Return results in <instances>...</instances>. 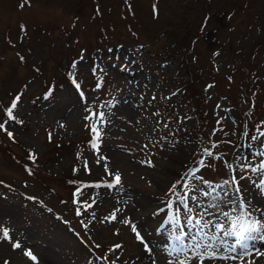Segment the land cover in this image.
Instances as JSON below:
<instances>
[{"label": "rangeland", "instance_id": "374dc122", "mask_svg": "<svg viewBox=\"0 0 264 264\" xmlns=\"http://www.w3.org/2000/svg\"><path fill=\"white\" fill-rule=\"evenodd\" d=\"M18 95L15 119H9L6 110ZM100 111L108 122L95 141L92 113ZM5 121L14 138L0 130V225L22 247L0 241V264H44L46 257L53 264H153L152 258L168 264L175 261L168 250L179 242L164 222L177 209L187 233V255L179 259L199 264L188 246L194 234L197 241L201 236L187 217L199 218L207 208L203 220L216 222L231 209V191L216 201L200 191L209 185L185 177L197 189L189 197H198L189 198L188 213L177 201L186 191L181 177L199 167L196 175L212 187L234 174L259 180L240 166L264 159L258 155L264 152V0H0ZM93 142L107 160L97 163ZM149 160L151 167L142 163ZM104 164L120 173L119 186L106 187L113 177ZM74 178L77 189L68 180ZM240 187L245 200L264 206L249 179ZM75 200L92 207L85 211ZM213 203L219 207H209ZM117 208L115 221L101 223ZM125 218L149 245L148 261L130 226L120 222ZM116 244L122 247L113 252ZM255 248L264 251V243ZM248 260L264 264L254 252Z\"/></svg>", "mask_w": 264, "mask_h": 264}, {"label": "snow or ice", "instance_id": "6c2138e0", "mask_svg": "<svg viewBox=\"0 0 264 264\" xmlns=\"http://www.w3.org/2000/svg\"><path fill=\"white\" fill-rule=\"evenodd\" d=\"M23 6L24 5L21 4V7ZM153 9L155 12V5L153 6ZM21 28L23 30V26H21ZM21 59H23V57H21ZM73 67H75V63L73 64ZM76 86L77 88H79L78 84ZM19 100L20 96L18 95L15 97L10 107L6 110V116L9 119H15L13 110L16 109ZM92 115L96 117V124L91 126V131L95 136V141H101L103 133L100 126L108 122L105 118V112H93ZM86 119H88V117H86ZM6 123L7 121H5L4 123H0V130L7 132L9 138H14L13 133L7 131V128L5 127ZM260 134L264 136V132H261ZM252 139H257V137L253 136ZM92 147L96 150L98 156L97 163H99L101 160H107V157L100 154L99 144L97 142H93ZM145 147H147V145H145ZM204 154L206 156L213 155V153L208 149H204ZM258 155L264 157V152H260L258 153ZM216 158L219 159L220 157ZM142 163H147L149 167L152 166L151 160L147 162L142 161ZM197 163L201 167L207 166L204 160H200ZM225 166L229 169H232V165L227 162H225ZM85 167L87 168V162H85ZM103 167L104 172L107 175L113 177L112 182L108 183L106 187L114 188L116 186H119L122 179L120 173L118 171L115 173L111 172L107 164H104ZM240 167L242 172H247L248 170H250L251 173L260 174L258 182L257 180L252 179L251 176H247L244 174H241L239 179H237L236 175L234 174L232 175L230 180L226 179L222 184H218L215 187H212L211 182L203 180V177L196 175V173L200 170V168L197 167L190 172L185 173L184 176L181 177V181H185L181 185V187L182 189H186V191L183 192V195L176 194L177 184H181V181H177L169 189V192L171 194L177 195V201L188 213L192 212V208L188 204L189 198H191V200L195 202L198 200V197L196 195H192L191 197H189V193L195 192L197 189L195 185H189V183L186 182L185 177L190 175L193 179L202 181V183L205 185H209L210 191H203L202 189L200 191L202 192V195L206 197L212 196V199L216 201L220 200L221 194H223V196H229V190L231 191V198L227 201V203L231 205V209L230 211H221L216 222H213L211 220H203V215L207 214V208L205 209L204 213L200 214L199 218L192 215H189L187 217V224L193 228L199 229L198 235L201 236V239L197 241V235L194 234L192 237L193 242L188 246V250H191L192 256L195 260L199 261V264H205L206 260L215 261L218 259H239L241 261V264H255L254 260L245 261V257L252 256L253 252L256 256H264V251L255 248V242L260 241L264 243V206L253 205L251 200H245L240 187V180L249 179L255 186V188L259 190L260 195L264 197V159H262L256 166H253L249 163L246 165H241ZM225 185L229 186L228 189H225ZM93 186L101 187L100 184H96ZM217 189H220L221 191L217 192ZM214 193L215 195H213ZM74 202L81 204L85 211L88 208L92 207V204L86 201L75 200ZM171 206L172 205L170 203L169 207ZM209 207L218 208L219 205L218 203H213L210 204ZM119 211V208L114 209L110 216L103 218L101 223H111L115 221L117 213ZM233 213H236V215H233ZM77 215H81V211L79 208L77 209ZM220 217L223 218L222 221L220 220ZM120 222L125 226H130V230L135 235V239L143 245L146 252L150 253L151 249L147 242L144 240V237L139 231L137 225L133 223L130 218H125ZM164 223H170L172 225V239L179 242L178 246L173 245L171 249L168 250L167 254L169 256H175V261L169 260L168 264H190V261L187 258L179 259V256L181 254H184L185 256L187 255V250L184 245V237L187 236V233H185L183 228L180 226L179 209L176 210L175 215L169 217ZM84 226L87 228L88 225L85 224ZM206 228L214 229V231L205 232L204 229ZM205 240H210L212 242L218 241V243H204ZM0 241H7L12 243V247L14 249H19L22 247L19 241H13L10 235V229L4 227L3 225H0ZM97 247H99V245H97ZM121 247L122 246L120 244H116L111 250L114 252L116 249H119ZM221 249L224 250V253H230L232 255H225L221 253ZM24 255L32 261H36L37 259L31 250H26L24 252ZM117 259H119V257H117ZM5 264H8V262L5 261ZM111 264H115V261H112ZM153 264H155V261H153Z\"/></svg>", "mask_w": 264, "mask_h": 264}, {"label": "bare ground", "instance_id": "6f19581e", "mask_svg": "<svg viewBox=\"0 0 264 264\" xmlns=\"http://www.w3.org/2000/svg\"><path fill=\"white\" fill-rule=\"evenodd\" d=\"M127 73H130V72H128L127 71ZM127 103H129V101H127ZM153 249H154V247H153ZM153 251V250H152ZM156 252H157V250H156ZM140 254V257H141V255H142V259H146V261H148L149 260V257H150V255H149V253L147 252H144L143 250H141V252L139 253ZM148 254V255H147ZM152 258V257H151ZM42 260H44V261H46L47 262V264H53V263H51V262H49V259L46 257V259H42ZM153 258L152 259H150V262H153ZM46 262H44V264H46Z\"/></svg>", "mask_w": 264, "mask_h": 264}, {"label": "trees", "instance_id": "16d2710c", "mask_svg": "<svg viewBox=\"0 0 264 264\" xmlns=\"http://www.w3.org/2000/svg\"><path fill=\"white\" fill-rule=\"evenodd\" d=\"M60 146H61V143H59V146L58 147H60ZM70 172H72V171H68L69 174H70ZM68 180L71 181L72 179H68ZM71 182H73V181H71Z\"/></svg>", "mask_w": 264, "mask_h": 264}]
</instances>
